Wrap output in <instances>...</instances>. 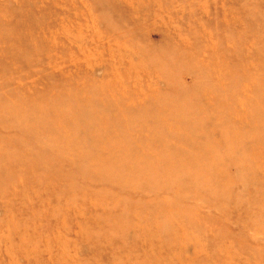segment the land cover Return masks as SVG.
Returning a JSON list of instances; mask_svg holds the SVG:
<instances>
[{
  "label": "rangeland",
  "instance_id": "374dc122",
  "mask_svg": "<svg viewBox=\"0 0 264 264\" xmlns=\"http://www.w3.org/2000/svg\"><path fill=\"white\" fill-rule=\"evenodd\" d=\"M0 264H264V0H0Z\"/></svg>",
  "mask_w": 264,
  "mask_h": 264
}]
</instances>
